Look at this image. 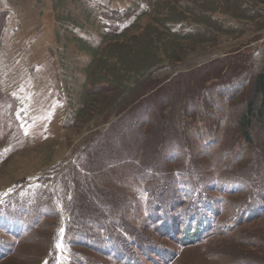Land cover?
Segmentation results:
<instances>
[{
    "label": "rangeland",
    "instance_id": "rangeland-1",
    "mask_svg": "<svg viewBox=\"0 0 264 264\" xmlns=\"http://www.w3.org/2000/svg\"><path fill=\"white\" fill-rule=\"evenodd\" d=\"M123 1L0 0V264H264V0Z\"/></svg>",
    "mask_w": 264,
    "mask_h": 264
},
{
    "label": "trees",
    "instance_id": "trees-1",
    "mask_svg": "<svg viewBox=\"0 0 264 264\" xmlns=\"http://www.w3.org/2000/svg\"><path fill=\"white\" fill-rule=\"evenodd\" d=\"M145 44L147 37H143ZM150 44H146V46H152L154 41H148ZM158 48V47H157ZM159 50V48H158ZM158 53V51H157ZM157 56V55H156ZM154 69V68H153ZM149 72L142 71V76L145 75L147 79L148 76H152L154 70ZM140 74L137 73V75ZM140 76V75H139ZM252 79L253 81V95L249 101L246 103V112L240 118V126L243 129L244 138L247 140L246 142L250 143L251 141V131H259L261 129L264 131V72L256 73ZM156 86V85H155ZM263 126V127H262Z\"/></svg>",
    "mask_w": 264,
    "mask_h": 264
},
{
    "label": "crops",
    "instance_id": "crops-1",
    "mask_svg": "<svg viewBox=\"0 0 264 264\" xmlns=\"http://www.w3.org/2000/svg\"><path fill=\"white\" fill-rule=\"evenodd\" d=\"M125 1H126V0H125ZM125 1H123V3H122V4H121L120 2H116V4H118V3H119L118 5H119V6L121 5L120 7H124V6H125V3H124Z\"/></svg>",
    "mask_w": 264,
    "mask_h": 264
}]
</instances>
